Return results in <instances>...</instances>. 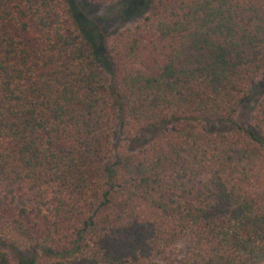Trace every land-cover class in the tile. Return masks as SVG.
Segmentation results:
<instances>
[{
    "label": "trees",
    "instance_id": "1",
    "mask_svg": "<svg viewBox=\"0 0 264 264\" xmlns=\"http://www.w3.org/2000/svg\"><path fill=\"white\" fill-rule=\"evenodd\" d=\"M80 1L0 0V264H264V0Z\"/></svg>",
    "mask_w": 264,
    "mask_h": 264
},
{
    "label": "rangeland",
    "instance_id": "2",
    "mask_svg": "<svg viewBox=\"0 0 264 264\" xmlns=\"http://www.w3.org/2000/svg\"><path fill=\"white\" fill-rule=\"evenodd\" d=\"M80 6L83 3L82 1L78 0ZM83 9L85 11V15L92 18L94 21H96L100 27L105 31L106 34L108 33H113L119 30L120 28L123 27H128L133 24L132 20H127L125 21V16L124 13L127 10L126 3H122L119 5H110V6H97V5H92L88 4L84 1L83 3ZM253 107V105H250V108ZM247 111H249V108H243V110L240 111L242 115H246ZM94 173V176L97 177L98 172L96 168L92 171ZM0 206H5V203L0 201ZM190 246V242L187 239L180 240L176 243L173 244L171 247L172 250L176 251V253L181 254L184 252L188 247ZM0 250L5 251L9 254L10 259L13 262H16L17 257L15 251L3 247L0 245ZM173 254L171 253L170 250L167 251V253L161 257V260H166L168 257H172Z\"/></svg>",
    "mask_w": 264,
    "mask_h": 264
}]
</instances>
